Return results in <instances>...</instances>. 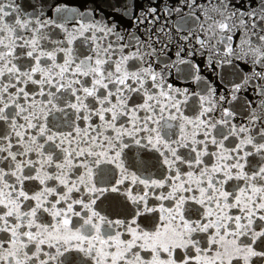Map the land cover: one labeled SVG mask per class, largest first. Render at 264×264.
I'll use <instances>...</instances> for the list:
<instances>
[{
	"label": "snow or ice",
	"instance_id": "1",
	"mask_svg": "<svg viewBox=\"0 0 264 264\" xmlns=\"http://www.w3.org/2000/svg\"><path fill=\"white\" fill-rule=\"evenodd\" d=\"M0 264H264V0H0Z\"/></svg>",
	"mask_w": 264,
	"mask_h": 264
}]
</instances>
